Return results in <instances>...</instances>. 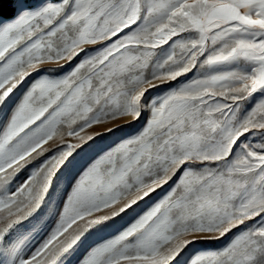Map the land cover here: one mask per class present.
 <instances>
[{"label": "snow or ice", "instance_id": "snow-or-ice-1", "mask_svg": "<svg viewBox=\"0 0 264 264\" xmlns=\"http://www.w3.org/2000/svg\"><path fill=\"white\" fill-rule=\"evenodd\" d=\"M73 257L264 264V0H0V264Z\"/></svg>", "mask_w": 264, "mask_h": 264}, {"label": "rangeland", "instance_id": "rangeland-1", "mask_svg": "<svg viewBox=\"0 0 264 264\" xmlns=\"http://www.w3.org/2000/svg\"><path fill=\"white\" fill-rule=\"evenodd\" d=\"M46 67H53L51 65H48ZM119 123H125L124 121H120ZM98 130H101V129H98ZM132 131V129L130 128H125V129H122L118 132H115L113 133L112 135L110 136H106L104 139L102 140H99L97 142V147H107L108 145L112 144L114 141H117L119 140V138L121 136H124L126 135L128 132ZM91 155V153H90ZM80 163L82 164L83 163V160L80 161ZM77 167H79V164L77 165ZM74 171L75 169L73 170V174H74ZM21 176H23V173L21 174ZM149 199V203L151 202V200L155 199V194L153 195V197H150L148 198ZM145 205L142 203L141 204V207H144ZM106 235V234H105ZM95 239V238H93ZM92 241L89 240L88 243H91ZM86 246V245H85ZM200 247H216V245H209V246H205V245H196L194 246V248L192 249V251L195 250V248H200ZM81 252H83V248L81 249ZM191 254V252H189V255ZM79 255V254H78ZM185 259H187V256H185ZM75 260H76V257H73V264H75Z\"/></svg>", "mask_w": 264, "mask_h": 264}, {"label": "trees", "instance_id": "trees-1", "mask_svg": "<svg viewBox=\"0 0 264 264\" xmlns=\"http://www.w3.org/2000/svg\"><path fill=\"white\" fill-rule=\"evenodd\" d=\"M10 15H11L10 5H6L5 17L7 18V17L10 16Z\"/></svg>", "mask_w": 264, "mask_h": 264}]
</instances>
